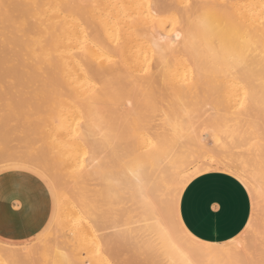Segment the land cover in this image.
Masks as SVG:
<instances>
[{
    "label": "bare ground",
    "instance_id": "bare-ground-1",
    "mask_svg": "<svg viewBox=\"0 0 264 264\" xmlns=\"http://www.w3.org/2000/svg\"><path fill=\"white\" fill-rule=\"evenodd\" d=\"M82 4L88 7L81 8ZM177 32L181 37L179 41L175 36ZM122 47H128L127 51L132 47L148 48L150 52L163 47H217L235 49L232 54L237 56H257L259 50L264 49V0H0V100L5 95L33 90L47 98L51 93L58 97L55 104L53 99L47 100L40 107L41 113L34 114V122L52 124L53 132L46 134L43 149L19 158H14L13 154L5 158L7 161L2 166L24 165L39 170L49 178L50 184L57 186L59 193L55 213L58 232L53 237L48 234V243H40L38 239L26 247L0 242V264H31L37 255L55 264L63 259L62 253L67 250L64 246L71 244L69 238L83 246V250L91 247L89 252L99 246L100 254L91 255L90 264H102L104 251L113 248H106V241L93 231L98 216L113 226L141 223L138 228L151 237L165 221L169 190L181 177L200 169L192 179L209 171L231 175L235 172L237 175L233 176L240 181L246 179L243 159L234 152L225 150L213 155L215 150L196 141L197 150L184 153L176 140L173 142L169 134H165L166 127L160 130L150 123L135 126L124 119L126 115L114 109L118 64L115 65V55ZM253 49L259 50L251 52ZM141 51L144 52L139 50L138 53ZM133 52L135 55L136 51ZM161 53L164 52H156ZM162 65L161 68H167L164 61ZM157 69L159 71V67ZM154 78L152 82L158 79ZM168 114L171 116L170 112ZM171 117L167 118L169 124ZM8 123L3 119L0 126ZM173 123L167 124L171 128L178 125L179 129L183 125L181 121L177 122L180 126ZM250 155H246L250 174L264 194V151H252ZM73 169L78 171L81 190L71 181V185L62 181L64 175L72 177ZM90 181H94V187L88 190L86 185ZM190 181L176 197L177 229H182V234L174 235V242L185 248L201 241L186 229L179 214L180 197ZM135 204L141 216L139 219L135 216L137 220L132 221L131 206ZM248 224L249 220L245 228ZM130 227L129 231L133 230V226ZM103 233L107 235V231ZM131 235L129 233V237H133ZM227 243H210L213 249L198 257L201 264H233L244 253L255 264L264 259L259 242L254 253ZM146 247L155 248L152 242L146 243ZM165 255L168 264H172L173 257Z\"/></svg>",
    "mask_w": 264,
    "mask_h": 264
},
{
    "label": "rangeland",
    "instance_id": "rangeland-1",
    "mask_svg": "<svg viewBox=\"0 0 264 264\" xmlns=\"http://www.w3.org/2000/svg\"><path fill=\"white\" fill-rule=\"evenodd\" d=\"M124 48L126 49L128 47L119 48L115 55V65L117 64L116 62H118L119 66L118 64L116 65L114 83L116 104L114 109L118 111L120 115H126L124 119L127 118V121H132L135 126L150 123L156 127L159 126L160 130L166 127L165 129L167 131L165 130V134H169L168 137L170 136L169 139H172L173 142L176 140L180 150L184 153H191V151L197 150V144L195 145L197 141L198 143H206L213 151L215 150L213 155L228 150V152H234L233 154L243 159L242 168L245 172L244 175L246 179L241 180L246 187L248 186V191L251 189V192H249L251 199L249 220L252 222L253 229L247 234H245L244 229L236 238L228 241L227 245L243 246L247 253L256 252V243L258 242V237H256V235L258 231L263 228L264 223V194L259 190L260 188H257L256 183L258 184V182H256L250 174L251 168L248 161H246V155H250L252 151L262 150L260 144V130L264 128V49H262L263 51H261V49H256V51L259 50L260 53L263 52L262 54L259 53L257 56L250 54L237 56L232 54L235 49L217 47L194 49L189 47H182L181 49H177V47H170L171 49L163 47L161 48L162 50L159 48V51L164 53L159 55L156 54V52L159 53L158 50L154 52L156 48H149L153 52H150L148 48L137 49L132 47L129 48L128 51ZM139 50H144V52L141 51L142 53L140 52V55V53H138ZM126 51L130 54H123ZM133 51H136V56L133 55ZM252 51L254 52L255 49L251 50V52ZM118 54H120V56H118ZM137 54H139V56ZM117 59L119 61H116ZM163 61L164 67L167 68H161L163 65L160 66V64H163ZM158 67L159 71L157 69ZM167 70L169 71L167 72ZM174 70L178 71L177 74ZM160 74H162L163 77ZM154 75L155 78L158 79H155ZM153 78L156 81L153 80L154 82H152ZM21 92L23 93L5 95V98L3 97L0 100V122L3 119L9 122L5 127L0 126V139H2L0 140V152L3 153H0V159H2L0 160V167L5 164L7 161L6 159L11 158L13 154H15L13 156L14 158H19L42 150L43 143L46 140L45 138H48L46 134L48 133L49 135V132H53L50 122L47 124V122L45 123V121H43L45 125H42L41 120L40 123H36L34 122V118L38 115L37 113H41V108L47 100L51 101L53 99L55 104L58 101L57 95L51 93L50 97L47 98L34 90ZM38 93L40 96H38ZM152 106L155 108L152 109ZM168 112L171 113L172 117ZM17 117L19 120H16ZM170 117L172 119L170 124L174 121L176 123L182 122V126L177 123L181 127L180 129L177 127L178 125H174L172 128L169 126ZM27 118L29 120H27ZM166 120H168V122H166ZM28 122H30L29 125ZM162 122L164 124H162ZM31 125L32 127L30 128ZM163 125L165 126L161 128ZM33 127H35V129ZM217 141H219V143H217ZM6 147L8 149H6ZM249 151L251 152L250 154ZM209 154L211 155L212 153ZM198 160L206 161L205 159L202 160V158H198ZM245 167L247 171L250 169V172L248 171L249 173L246 171ZM73 170V172H71V174L73 173L72 177L64 175L66 178L64 177L62 181L64 183L66 182L65 185H69L70 183L74 184L78 190H81L82 185L78 184V171H75V169ZM74 173L76 175H74ZM71 178L75 180L73 181ZM86 187L88 190L89 188H93L94 181L88 182ZM47 188L50 195L51 212L41 232L39 231L37 234L20 241L0 238V242L14 247H26L29 244L35 243L37 237H39L41 233L47 232L49 235L52 234L53 237L58 232L57 218L55 217V198L49 185ZM131 209L132 212L135 211L134 213L131 212L133 218H131V220L134 221L135 216L139 219L141 216L139 207L135 204L131 206ZM132 224H134L132 225L133 228L131 225L122 227H128L129 229L131 226L130 228L133 230H130L129 233H132L131 236H133L134 233L136 234L128 238L127 244H118L113 247L112 250L104 251L105 256L102 260V264H111L112 261H118L119 264H168L166 253L160 251L157 247L154 249H148L146 247V243L152 241L151 237H147V231L138 228L141 223ZM106 231L107 230H104L105 233ZM142 231L143 234H141ZM144 234L147 236H143ZM179 241L185 243L183 239ZM38 242L41 243L42 241L39 239ZM68 242L71 244H66L67 246L65 245L64 247L65 249L67 248V253H71V258L75 261V264H90L91 255H95L96 251L92 249V251L89 252L90 249L88 248L91 247H85L87 253L83 250V246L80 247L77 242L75 243V241L70 240V238ZM140 245H142V247ZM136 248H138V250H136ZM144 248L146 250H144ZM78 249H81V251ZM66 252L64 251V253ZM85 254L89 255L85 256ZM37 256L35 257L36 259L33 258L30 262L31 264L48 263L44 258H39V256L42 257V255ZM48 256H50V258L52 257L51 254ZM240 256V259L248 260V254L244 253ZM47 258L50 260L49 257H46V259ZM81 260L84 263H82Z\"/></svg>",
    "mask_w": 264,
    "mask_h": 264
},
{
    "label": "crops",
    "instance_id": "crops-1",
    "mask_svg": "<svg viewBox=\"0 0 264 264\" xmlns=\"http://www.w3.org/2000/svg\"><path fill=\"white\" fill-rule=\"evenodd\" d=\"M35 171L24 165L0 167V238L20 241L41 232L46 225L51 212L47 188L50 182L41 180ZM18 203L20 208L16 207ZM250 212L251 199L245 185L222 171L194 177L185 186L179 202L180 218L186 229L209 243H224L237 237Z\"/></svg>",
    "mask_w": 264,
    "mask_h": 264
},
{
    "label": "snow or ice",
    "instance_id": "snow-or-ice-1",
    "mask_svg": "<svg viewBox=\"0 0 264 264\" xmlns=\"http://www.w3.org/2000/svg\"><path fill=\"white\" fill-rule=\"evenodd\" d=\"M81 8H87V4L80 5ZM197 7H199L197 5ZM175 27V25H173ZM176 40H180L179 32L175 33ZM219 143V141H217ZM260 144L261 149L264 151V128L260 130ZM19 166V165H18ZM200 169H197L196 172H199ZM196 172L188 173L185 176L181 177L177 182H175L174 186L169 190L168 193V202L167 207L164 211L165 221L162 222L161 225H158L159 232L153 236H151L152 244L159 248L160 251L168 254L173 257L172 264H201L200 259L198 258L200 254L213 249V245L207 242L196 241L194 245H190L188 248L183 246H177L174 242V235H181L182 229H177V225L179 224V218L176 215V197L180 194V189L192 179ZM41 180L48 182V177L44 175L39 170L34 172ZM232 175H237V173L233 172ZM49 188L53 191L54 198L59 199L58 188L56 185L49 184ZM251 192V189H249ZM67 199V197H64ZM17 208H20L21 205L18 203L16 205ZM83 211V210H82ZM96 227H94L93 231L98 235H101V238L106 241V248H113L118 244L126 243L129 238V229L127 227L113 226L107 222H105L101 217H97L96 219ZM107 229V235H104V230ZM253 229V225L251 220H249V224L245 228V234L250 232ZM190 236V234H188ZM259 244L261 246V254L264 256V228H261L259 233ZM194 239V238H193ZM40 240L48 243V233H41ZM100 247L96 248V254H100ZM63 259L56 261L55 264H75V261L71 258L69 253H62ZM176 257H179L177 259ZM49 264H52L50 261ZM111 264H119L118 261H112ZM233 264H255L254 261L243 260L237 258L233 261ZM259 264H264V259L259 261Z\"/></svg>",
    "mask_w": 264,
    "mask_h": 264
}]
</instances>
